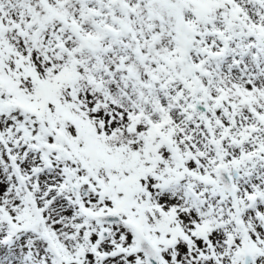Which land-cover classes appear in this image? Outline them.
Masks as SVG:
<instances>
[{"label":"snow or ice","instance_id":"obj_1","mask_svg":"<svg viewBox=\"0 0 264 264\" xmlns=\"http://www.w3.org/2000/svg\"><path fill=\"white\" fill-rule=\"evenodd\" d=\"M0 264H264V0H0Z\"/></svg>","mask_w":264,"mask_h":264}]
</instances>
